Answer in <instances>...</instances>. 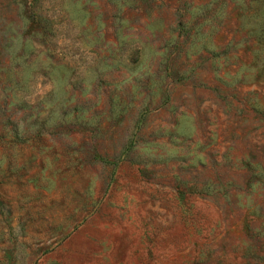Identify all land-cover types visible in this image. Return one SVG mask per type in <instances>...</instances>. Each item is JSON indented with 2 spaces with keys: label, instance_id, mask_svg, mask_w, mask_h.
I'll return each mask as SVG.
<instances>
[{
  "label": "rangeland",
  "instance_id": "rangeland-1",
  "mask_svg": "<svg viewBox=\"0 0 264 264\" xmlns=\"http://www.w3.org/2000/svg\"><path fill=\"white\" fill-rule=\"evenodd\" d=\"M0 264H264V0H0Z\"/></svg>",
  "mask_w": 264,
  "mask_h": 264
}]
</instances>
